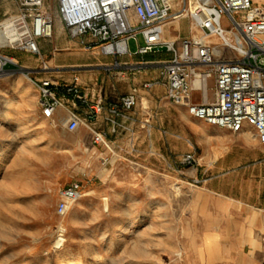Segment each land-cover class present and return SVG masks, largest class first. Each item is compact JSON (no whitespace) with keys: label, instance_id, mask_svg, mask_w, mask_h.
<instances>
[{"label":"rangeland","instance_id":"374dc122","mask_svg":"<svg viewBox=\"0 0 264 264\" xmlns=\"http://www.w3.org/2000/svg\"><path fill=\"white\" fill-rule=\"evenodd\" d=\"M188 7L174 0L173 11ZM42 11L53 22L43 52L0 50L14 61L0 74V264H256L253 250L264 245V163L242 180L229 173L211 182L213 194L193 181L207 177L201 163L196 173L180 163L195 122L182 107V124L172 117L152 126L150 136L133 130L130 156L43 116L33 81L49 55L67 52L54 50L63 37L81 38L66 33L53 2L43 0ZM17 13V0H0V20ZM186 15L178 28L170 26L172 33H198ZM137 42L139 34L128 40L130 51ZM213 86L210 78L209 100ZM249 131V140L264 148ZM74 181L80 197L59 215L60 192ZM254 222L262 226L252 232Z\"/></svg>","mask_w":264,"mask_h":264},{"label":"built area","instance_id":"2783aa9c","mask_svg":"<svg viewBox=\"0 0 264 264\" xmlns=\"http://www.w3.org/2000/svg\"><path fill=\"white\" fill-rule=\"evenodd\" d=\"M189 5L188 14L197 36L180 38L177 45L163 39L167 20L182 18L186 9L174 10V0H58L57 12L67 34L72 38H89L84 49L94 46L107 55H145L164 46L171 57L159 64V75L165 84V96L186 114L198 121L233 134L246 127L264 144V0H181ZM18 13L0 20L8 21L14 35L24 33L23 45L31 53L39 52L38 39L50 38L53 22L42 11L43 0H17ZM134 16V21L131 19ZM141 36L136 50L130 51L128 40ZM216 37L219 43L209 42ZM4 45L0 43V50ZM14 61L0 51V74ZM214 82L212 99H208L207 81ZM75 80L65 87L79 100L85 97ZM151 83L144 84L149 87ZM38 104L49 117L60 105L48 79L36 82ZM136 103L132 91L109 104L112 115L131 110ZM102 105L93 109L100 111ZM91 115L89 116V118ZM80 124L71 115L69 131ZM92 142L108 148L100 132L92 131ZM193 156L184 154L180 163L191 165ZM80 185L74 181L64 188L56 212L64 214L69 204L80 197Z\"/></svg>","mask_w":264,"mask_h":264},{"label":"crops","instance_id":"0c3cea01","mask_svg":"<svg viewBox=\"0 0 264 264\" xmlns=\"http://www.w3.org/2000/svg\"><path fill=\"white\" fill-rule=\"evenodd\" d=\"M45 1L47 2V0ZM57 1L50 0L55 4V13L58 15ZM131 19L134 21V16H131ZM179 21L167 20L163 25V39L166 42H174L175 46L180 38L185 37L180 35L179 30L176 34L170 30V26L173 25L178 28ZM62 27L65 30L63 24ZM55 34L57 37L60 35L58 24H56ZM88 41L89 38L85 37L79 41L67 40L66 37H63L58 43L60 47L54 46V44L52 46H54V50L62 48L67 52L63 54L53 52L45 60L46 66L38 71L40 77L33 81L38 92L39 88L36 82L48 79L54 96L60 101V105L56 106L47 118L57 124L64 125L67 129L69 117L73 114L80 119V124L72 131L85 129L91 134L92 131L100 132L107 142V149L110 152L113 153V148L119 154L129 156L131 155L133 130L144 128L146 131L150 132L152 129L154 132L152 126L159 125L166 118L172 117L176 122L183 123L184 114L180 109L181 106L173 104L166 98L165 84L159 75V64L171 57L170 52H161L163 51L161 50L145 55L113 56L104 54L98 46H94L90 50L84 49L82 42ZM37 43L39 51L43 52L46 48L44 40L38 39ZM77 55L78 57H76ZM74 79L85 97L84 100H79L65 91V87L71 85ZM146 83L151 84L149 87H144ZM132 91L136 95L134 107L129 111L118 108L119 114L112 115L108 108L109 104L117 103L119 98ZM97 103L102 105L100 111L93 109ZM189 131L193 140L190 144L191 150L188 152H191L194 160L191 166L195 168L196 173L197 165L201 163L203 165L202 174L207 176L200 179L195 177L193 181L204 182V185L209 188L208 191L213 194H218V190L211 187V182L221 179L220 177L229 173L242 174L239 176L242 180L244 174H253L254 170L264 163V148L249 140L251 137L248 127L233 134L195 120ZM196 147L199 150L197 159L194 157ZM212 171L218 174L208 176V172ZM250 190H248V196L252 195ZM260 225L262 226L261 222L259 225L258 222H254L250 229L255 232L259 230ZM253 253L256 264H264V245L253 250Z\"/></svg>","mask_w":264,"mask_h":264},{"label":"bare ground","instance_id":"6f19581e","mask_svg":"<svg viewBox=\"0 0 264 264\" xmlns=\"http://www.w3.org/2000/svg\"><path fill=\"white\" fill-rule=\"evenodd\" d=\"M178 5V3H177ZM186 10H184V12L181 13V16L186 15ZM177 20V19H174ZM8 21H5L4 23H2V25L0 26V43L4 46H17L20 49H25V46L23 45V41H24V33H19L17 35H14L12 32H10V30L8 29ZM190 29H193V24L190 23ZM194 37L197 36V34L193 35ZM212 40H215V42H213ZM209 42H213V43H219L218 38L216 37H211L208 39ZM12 59V58H11ZM13 60V59H12ZM3 74V73H1ZM12 106L15 104L16 99H12ZM248 130V129H247ZM247 138V137H246ZM59 236V235H58ZM57 246H60V239H58L56 241Z\"/></svg>","mask_w":264,"mask_h":264},{"label":"water","instance_id":"95a60500","mask_svg":"<svg viewBox=\"0 0 264 264\" xmlns=\"http://www.w3.org/2000/svg\"><path fill=\"white\" fill-rule=\"evenodd\" d=\"M156 49H158V50H166V48L164 47V46H162V47H158V48H156Z\"/></svg>","mask_w":264,"mask_h":264}]
</instances>
